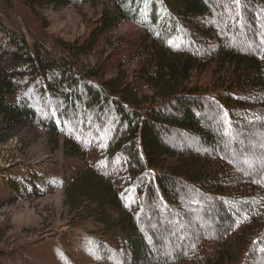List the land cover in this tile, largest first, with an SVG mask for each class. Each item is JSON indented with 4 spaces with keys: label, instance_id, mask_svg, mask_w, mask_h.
I'll return each instance as SVG.
<instances>
[{
    "label": "trees",
    "instance_id": "obj_1",
    "mask_svg": "<svg viewBox=\"0 0 264 264\" xmlns=\"http://www.w3.org/2000/svg\"><path fill=\"white\" fill-rule=\"evenodd\" d=\"M6 1L34 44L0 22V132L28 124L58 138L70 159L49 188L16 176V196L62 189L69 210L104 232L63 236L78 257L41 240L22 245V255L56 264H264V0H106L72 42L48 33L35 8L96 0ZM122 22L138 33L97 68L84 67L80 56ZM131 62L135 77L125 81ZM197 70L220 72L221 85L189 87ZM239 237L248 244L231 257ZM7 253L8 263L35 264Z\"/></svg>",
    "mask_w": 264,
    "mask_h": 264
},
{
    "label": "rangeland",
    "instance_id": "obj_2",
    "mask_svg": "<svg viewBox=\"0 0 264 264\" xmlns=\"http://www.w3.org/2000/svg\"><path fill=\"white\" fill-rule=\"evenodd\" d=\"M104 4H107L106 0H96L79 6L35 8V11L46 23L48 33L72 42L88 32L89 22L99 15ZM0 22L6 29L23 38L30 47L33 46L34 41L18 17L16 8L6 0H0ZM136 33L138 30L132 24L120 23L110 36L101 41L96 51L80 56V63L86 68H97L115 47L122 45L124 37ZM6 63L0 62V68L5 67ZM134 67L135 62H131L122 70L125 81L134 79ZM219 73L217 71L208 77L206 70H197L187 85L194 87L202 84L217 88L222 83ZM147 97L151 99L149 94ZM56 139L46 138L28 124L0 132V252L3 251L0 264H15V258L8 263L12 258H9L12 253H7L9 250L13 253L16 250L15 254L21 258L26 256L35 260V264H56L29 249L22 255V245L28 246L34 240H41L42 247H50L53 251L56 248L54 242H59L62 245L60 250L78 257L75 248L62 244L63 236H72L75 232L95 237L104 235L102 229L90 218L83 217L76 209L69 210L62 189L44 193L45 190L43 192L38 187L37 192L30 197L16 196V176L23 182L28 181L36 186L37 183L47 185L49 188L52 177L58 172H65L70 159L63 153L60 140L57 143ZM234 243L237 249H231V257L240 252L248 241L246 237H239Z\"/></svg>",
    "mask_w": 264,
    "mask_h": 264
}]
</instances>
